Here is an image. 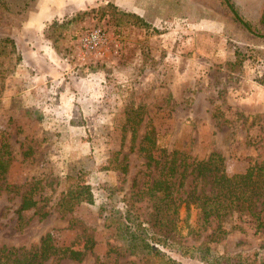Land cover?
I'll use <instances>...</instances> for the list:
<instances>
[{"label":"rangeland","instance_id":"374dc122","mask_svg":"<svg viewBox=\"0 0 264 264\" xmlns=\"http://www.w3.org/2000/svg\"><path fill=\"white\" fill-rule=\"evenodd\" d=\"M230 1L252 32L218 0H87L62 25L50 26L65 41L59 42L64 50L70 39L73 52L82 32L100 28L106 36L98 53L77 52L72 58L103 68L108 98L101 117L77 121L87 122V136L80 139L95 156L75 160L67 152L66 169L51 136L57 122L38 125L16 99L15 104L1 99L18 22L34 0H0V152L7 161L0 177V247L35 245L45 234L56 247L90 238L93 248L80 262L43 264H94L95 259L139 264L143 253L131 250L128 241L138 230L151 248L177 264H221L223 257L264 264V230L255 233L251 222L235 214L224 222L217 242L209 241L214 225H201L195 205L181 206L173 216L155 214L143 190L146 160L138 153L140 145L147 147L139 145L146 134L157 154L176 151L195 159L212 154L227 175L264 164V39L258 37L264 0ZM33 186L32 199L44 208L38 213L47 215L39 219L27 211L17 229L15 209ZM85 188L89 202L59 212L65 191L76 201ZM86 196L82 192L81 198Z\"/></svg>","mask_w":264,"mask_h":264},{"label":"trees","instance_id":"16d2710c","mask_svg":"<svg viewBox=\"0 0 264 264\" xmlns=\"http://www.w3.org/2000/svg\"><path fill=\"white\" fill-rule=\"evenodd\" d=\"M218 3L227 10L237 24L249 33L252 32L249 24L235 11L230 0H218ZM258 23L261 30L258 37L264 39V1ZM143 142L147 147L140 145ZM139 145L138 153L146 160L144 170L146 180L143 190L151 201L152 211L155 214L173 216L181 206L195 205L198 208L201 225H214L208 236L211 242H217L225 233L222 226L233 214L240 221L251 222L255 233L264 230L263 163L250 165L244 173L227 175L221 161L215 155L210 154L205 159H195L176 151L165 153L162 150L161 154H157L154 141L146 134L143 135ZM154 153L157 155L155 156ZM4 155L6 153L0 152L1 178L5 174L7 165V161L3 160ZM187 180L190 183L185 185ZM84 190L79 189L76 197H73L76 201L68 198L65 191L58 203L59 212L63 214L71 212L74 205L82 201L89 202L88 189ZM82 192L87 195L85 198H81ZM34 193L33 186L20 197L15 209L17 229H21L24 225L22 214L27 211H34L39 219L47 215L45 210L38 213L44 208L38 207L39 202L32 199ZM128 237L130 249L143 253V262L139 264H177L161 250L151 248L140 231L131 232ZM79 243L81 246L76 247ZM93 245L94 242L86 238L74 241L67 247H56L52 244L51 236L45 234L35 245L20 248L0 247V264H43L48 260L80 262L86 253L91 252ZM201 259L204 260V256ZM231 260L232 258L223 257L221 264H239ZM207 261L209 260H206V263L214 262L215 258ZM94 264L105 263L95 259Z\"/></svg>","mask_w":264,"mask_h":264},{"label":"crops","instance_id":"0c3cea01","mask_svg":"<svg viewBox=\"0 0 264 264\" xmlns=\"http://www.w3.org/2000/svg\"><path fill=\"white\" fill-rule=\"evenodd\" d=\"M86 3L87 0H34L32 9L18 22L15 58L6 72L1 98L5 104H15L16 99L18 106L26 110V118L38 125L57 122L51 136L66 169L67 152L75 160L88 153L95 156L88 143L80 139L87 136V122L83 125L77 121H88L90 115L101 117L108 98L103 68L95 66L96 62L82 65L77 59L73 61V55L78 53L70 48V39L64 50L59 42L65 41L53 35L50 28L62 25V19L83 10ZM98 57L99 54L94 58Z\"/></svg>","mask_w":264,"mask_h":264},{"label":"built area","instance_id":"2783aa9c","mask_svg":"<svg viewBox=\"0 0 264 264\" xmlns=\"http://www.w3.org/2000/svg\"><path fill=\"white\" fill-rule=\"evenodd\" d=\"M106 41L102 29L95 28L82 32L77 37V52L84 56L86 54L98 53Z\"/></svg>","mask_w":264,"mask_h":264}]
</instances>
